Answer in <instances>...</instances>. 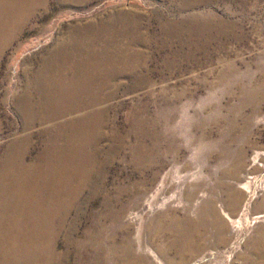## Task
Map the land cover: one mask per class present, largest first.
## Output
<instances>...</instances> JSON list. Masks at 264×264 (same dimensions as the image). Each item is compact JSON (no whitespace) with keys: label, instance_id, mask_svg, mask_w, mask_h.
<instances>
[{"label":"rangeland","instance_id":"rangeland-1","mask_svg":"<svg viewBox=\"0 0 264 264\" xmlns=\"http://www.w3.org/2000/svg\"><path fill=\"white\" fill-rule=\"evenodd\" d=\"M0 13V264H264V0Z\"/></svg>","mask_w":264,"mask_h":264},{"label":"bare ground","instance_id":"bare-ground-1","mask_svg":"<svg viewBox=\"0 0 264 264\" xmlns=\"http://www.w3.org/2000/svg\"><path fill=\"white\" fill-rule=\"evenodd\" d=\"M31 3H32V2H31ZM30 8H31V7H30ZM35 9H36V8H35ZM4 12H5V11H4ZM36 13H40V12H36ZM46 13H47V12H46ZM46 13H45V14H46ZM27 14H29V13H27ZM27 14H26V15H27ZM40 14H42V13H40ZM0 15H1V13H0ZM29 17H30V16H29ZM38 17H39V16H38ZM32 18H33V17H32ZM32 18H31V19H32ZM28 19H29V18H28ZM29 20H30V19H29ZM4 22H5V21H4ZM1 25H2V24H1ZM1 25H0V26H1ZM12 26H13V25H12ZM3 28H4V27H3ZM3 28H2V29H3ZM7 30H8V29H7ZM7 30H6V31H7ZM0 31H1V30H0ZM1 33H2V32H1ZM1 33H0V34H1ZM5 34H6V33H5ZM10 34H11V33H10ZM1 35H3V34H1ZM3 36H4V35H3ZM68 58H69V57H68ZM66 59H67V58H66ZM68 60H69V59H68ZM74 60H75V59H74ZM75 63H76V62H75ZM58 64H59V63H58ZM64 64H65V63H64ZM72 64H73V63H72ZM75 65H76V64H74V66H75ZM79 65H81V64H79ZM61 66H62V65H61ZM76 66H77V65H76ZM59 67H60V66H59ZM59 67H58V69H59ZM70 67H72V66L70 65L69 68H70ZM77 67H78V66H77ZM46 68H49V67H46ZM61 68H62V67H61ZM61 68H60V69H61ZM74 68H75V67H74ZM79 68H80V67H79ZM42 69H43V68H42ZM50 69H51V68H50ZM64 69H65V67H64ZM39 70H40V68H39ZM44 70H46V69L44 68ZM47 70H48V69H47ZM52 70H53V69H52ZM52 70H51V72H52ZM68 70H69V69H68ZM74 70H76V68H75ZM41 71H42V70H41ZM41 71H40V73L43 72V71H42V72H41ZM49 71H50V70H49ZM71 71H73V70H71ZM38 72H39V71H38ZM47 72H48V71H47ZM66 73H68V71H67ZM66 73H65V74H66ZM73 73H74V72H72V74H73ZM43 74H44V72H43ZM84 74H85V73H84ZM36 75H38V74H36ZM47 75H48V74H47ZM69 75H70V74H69ZM79 75H80V74H79ZM44 76H45V75H44ZM48 76H49V75H48ZM77 76H78V75H77ZM77 76L74 75V77H77ZM70 77H71V76H70ZM72 77H73V75H72ZM78 77H79V76H78ZM86 77H87V75H86ZM37 78H38V77H37ZM49 78H50V77H49ZM67 78H68V77H67ZM90 78H91V76H90ZM36 80H37V79H36ZM43 80H44V78H43ZM47 80H48V79H47ZM62 80H63V79H62ZM62 80H61V81H62ZM73 80H74V79H73ZM37 81H38V80H37ZM37 81H36V82H37ZM67 82H68V81H67ZM86 82H87V81H86ZM92 82H93V81H92ZM92 82H91V83H92ZM37 83H38V82H37ZM93 83H94V82H93ZM42 84H44V83H42ZM73 85H74V84H73ZM80 85H81V84H80ZM82 85H83V84H82ZM84 85H85V84H84ZM84 85H83V86H84ZM38 86H39V85H38ZM90 86H91V85H90ZM26 87H27V86H26ZM39 87H40V86H39ZM81 87H82V86H81ZM30 89H31V88H30ZM33 89H35V88H33ZM38 89H39V88H38ZM25 90H26V89H25ZM31 90H32V89H31ZM51 90H52V89H51ZM22 91H23V90H22ZM36 91H37V90H36ZM38 91H39V90H38ZM38 91H37V92H38ZM51 92H52V91H51ZM20 94H21V93H20ZM42 94H43V93H42ZM21 95H23V94H21ZM26 95H27V94H26ZM52 95H54V94H52ZM63 95H64V94H63ZM39 96H40V95H39ZM41 96H42V95H41ZM43 96H44V95H43ZM47 96H48V95H47ZM31 97H32V96H31ZM56 97H58V94H57ZM35 98H37V97H35ZM33 99H34V98H33ZM61 99H62V98H61ZM29 100H30V99H29ZM39 100H40V99H39ZM54 100H55V99H54ZM33 101H34V100H33ZM48 101H49V100H48ZM56 101H57V100H56ZM66 101H68V100H66ZM54 102H55V101H54ZM58 102H59V101H58ZM60 102H61V100H60ZM77 102H80V101H77ZM45 103H46V102H45ZM47 103H48V102H47ZM72 103H73V102H72ZM81 103H82V102H81ZM41 104H43V103H41ZM56 104H57V103H56ZM61 104H62V102H61ZM30 105H31V104H30ZM16 106H17V105H16ZM49 106H50V105H49ZM49 106H48V107H49ZM70 106H71V104H70ZM73 106H74V105H73ZM91 106H92V104H91ZM44 107H45V106H44ZM54 107H55V106H54ZM24 108H25V107H24ZM32 108H33V107H32ZM45 108H46V107H45ZM72 108H73V107H72ZM93 108H94V107H93ZM93 108H92V109H93ZM56 109H57V108H56ZM56 109H55V110H56ZM77 109H78V108H77ZM85 109H86V108H85ZM88 109H89V108H88ZM43 110H44V109H43ZM78 110H79V109H78ZM31 111H32V110H31ZM57 111H58V110H57ZM79 111H80V110H79ZM85 111H86V110H85ZM41 112H42V111H41ZM48 112H49V111H48ZM80 112H81V111H80ZM87 112H89V111H87ZM87 112H86V114H87ZM20 113H21V112H20ZM44 113H45V111H44ZM73 114H74V113H73ZM87 115H88V114H87ZM94 115H95V114H94ZM63 116H64V115H63ZM67 116H68V115H67ZM83 116H84V115H83ZM90 117H91V116H90ZM44 118H45V117H44ZM46 118H47V117H46ZM50 118H51V117H50ZM67 118H68V117H67ZM52 119H53V118H52ZM31 120H32V119H31ZM34 120H35V119H34ZM36 120H37V119H36ZM60 120H61V119H60ZM58 121H59V120H58ZM44 122H45V120H44ZM59 122H60V121H59ZM59 122H58V123H59ZM65 122H66V121H65ZM92 122H93V121H92ZM21 123H22V122H21ZM42 123H43V122H42ZM42 123H41V124H42ZM45 123H46V122H45ZM45 123H44V124H45ZM61 123H63V122H61ZM23 124H25V123H23ZM30 124L32 125L33 123H30ZM58 125H59V124H58ZM90 126H91V125H90ZM92 127H93V126H92ZM24 128H25V127H24ZM56 128H57V127H56ZM59 128H60V127H59ZM26 129H27V127H26ZM45 129H46V128H45ZM54 129H55V128H54ZM48 130H49V129H48ZM84 130H85V129H84ZM86 130H87V129H86ZM62 131H63V130H62ZM80 131H81V130H80ZM52 132H53V130H52ZM65 132H66V131H65ZM71 132H72V131H71ZM78 132H79V131H78ZM78 132H77V133H78ZM83 132H84V131H83ZM87 132H88V131H87ZM89 132H90V130H89ZM94 132H95V131H94ZM97 132H98V131H96V134H97ZM28 133H29V132H28ZM54 133H55V132H54ZM72 133H73V132H72ZM92 133H93V132H92ZM41 134H42V133H41ZM47 134H48V133H47ZM27 135H28V134H27ZM48 135H49V134H48ZM58 135H59V134H58ZM43 136H45V135H43ZM43 136H42V137H43ZM75 136H77V135H75ZM82 136H83V135H82ZM84 136H86V135H84ZM88 136H89V135H88ZM90 136H91V135H90ZM31 137H33V136H31ZM45 137H46V136H45ZM48 137H49V136H48ZM70 137H71V136H70ZM73 137H74V135H73ZM73 137H72V138H73ZM93 137H95V134H94ZM97 137H98V136H97ZM61 138H63V137H61ZM75 138H76V137H75ZM95 138H96V137H95ZM99 138H100V137H99ZM33 139H34V137H33ZM81 139H82V138H81ZM81 139H80V140H81ZM73 140H74V138H73ZM82 140H83V139H82ZM96 140H97V139H96ZM50 141H51V140H50ZM56 141H57V140H56ZM68 141H70V140L68 139ZM77 141H78V140H77ZM60 142H61V141H60ZM88 142H89V141H88ZM111 142H112V141H111ZM16 143H17V142H16ZM26 143H27V142H26ZM26 143H25V144H26ZM84 143H85V142H84ZM86 143H87V142H86ZM95 143H96V142H95ZM78 144H79V143H78ZM91 144H92V143H91ZM83 145H84V144H83ZM85 145H86V144H85ZM94 145H95V144H94ZM114 145H116V144H114ZM24 146H25V145H24ZM28 146H29V145H28ZM92 146H93V145H92ZM13 147H14V146H13ZM103 147H105V146H103ZM17 148H18V147H17ZM23 148H24V147H23ZM29 148H30V146H29ZM62 148H63V147H62ZM95 148H96V147H95ZM10 149H11V148H10ZM13 149H15V148H13ZM86 149H87V148H86ZM17 150H18V149H17ZM94 150H95V149H94ZM101 150H102V149H101ZM115 150H116V149H115ZM117 150H119V149L117 148ZM12 151H13V150H12ZM29 151H30V150H29ZM29 151H28V152H29ZM96 151H98V150H96ZM96 151H95V152H96ZM119 151H120V150H119ZM17 152H18V151H17ZM67 152H68V151H67ZM82 152H83V151H82ZM82 152H81V153H82ZM89 152H90V151H89ZM95 152H94V153H95ZM15 153H16V152H15ZM53 153H54V152H53ZM260 153H261V152H260ZM70 154H71V153H70ZM88 154H89V153H88ZM116 154H117V153H116ZM119 154H120V153H119ZM121 154H122V153H121ZM121 154H120V155H121ZM258 154H259V153H258ZM71 155H72V154H71ZM73 155H74V154H73ZM84 155H85V154H84ZM100 155H101V154H100ZM255 155H256V154H255ZM26 156H27V155H26ZM26 156H25V157H26ZM78 156H79V155H78ZM87 156H88V155H87ZM89 156H90V155H89ZM114 156H115V155H114ZM257 156H258V155H257ZM8 157H9V156H8ZM259 157H260V161H261V163L264 162V154H263V155H259ZM259 157H258V158H259ZM34 158H35V157H34ZM34 158H33V159H34ZM84 158H85V157H84ZM87 158H88V157H87ZM87 158H86V159H87ZM82 159H83V158H82ZM86 159H85V160H86ZM112 159H113V158H112ZM112 159H110V161H111ZM34 160H35V159H34ZM70 160H71V159H70ZM78 160H79V159H78ZM89 160L93 161L91 158H89ZM96 160H97V159H96ZM100 160H101V159H100ZM102 160H103V159H102ZM251 160H252V159H251ZM25 161H26V160H25ZM83 161H84V159H83ZM255 161H256V160H255ZM20 162H21V161H20ZM38 162H39V161H38ZM77 162H78V161H77ZM95 162H96V161H94V163H95ZM103 162H104V161H103ZM125 162H126V161H125ZM59 163H60V162H59ZM88 163H89V162H88ZM88 163H86V164H88ZM92 163H93V162H91V164H92ZM126 163H127V162H126ZM255 163H256V162H255ZM39 164H40V163H39ZM71 164H73V163H71ZM74 164H75V163H74ZM80 164H81V163H80ZM259 164H260V163H259ZM78 165H79V164H78ZM83 165H84V163H83ZM93 165H95V164H93ZM93 165H92V166H93ZM260 165H261V164H260ZM98 166H99V165H98ZM28 167H29V166H28ZM84 167H85V166H84ZM48 168H49V167H48ZM86 168H87V167H86ZM88 168H89V167H88ZM90 168H91V167H90ZM257 168H258V167H257ZM262 168H263V167H262ZM241 169H242V168H241ZM251 169H252V168H251ZM77 170H79L78 167H77ZM83 170H85V169H83ZM243 170H244V169H243ZM66 171H67V170H66ZM89 171H90V170H89ZM89 171H88V172H89ZM94 171H95V169H94ZM98 171H99V169H98ZM101 171H102V170H101ZM101 171H100V172H101ZM250 171H251V170H250ZM258 171H259V169H258ZM75 172H76V171H75ZM95 172H96V171H95ZM244 172H245V171H244ZM68 173H69V172H68ZM77 173H78V172H77ZM83 173H84V172H83ZM27 174H28V173H27ZM75 174H76V173H75ZM86 174H87V173H86ZM93 175H95V174H93ZM166 175H167V174H166ZM258 175H259V174H258ZM17 176H18V175H17ZM100 176H101V175H100ZM133 176H134V175H133ZM168 176H169V175H168ZM74 177H76V176L74 175ZM79 177H81V176H79ZM130 177H132V176H130ZM250 177H251V176H250ZM19 178H20V177H19ZM88 178H89V177H88ZM132 178H133V177H132ZM163 178H164V177H163ZM165 178H166V177H165ZM169 178H170V176H169ZM169 178H168V179H169ZM253 178H254V176H253ZM263 178H264V177H263ZM34 179H37V178H34ZM62 179H63V178H62ZM74 179H75V178H74ZM85 179H86V178H85ZM250 179H252V178H250ZM68 180H70V179H68ZM88 180H89V179H88ZM255 180H256V177H255ZM255 180H254V181H255ZM262 180H263V179H262ZM72 181H73V180H72ZM251 181H252V180H251ZM258 181H259V180H258ZM68 182H69V181H68ZM87 182H89V181H87ZM103 182H104V181H103ZM103 182H102V183H103ZM165 182H166V181H164V183H165ZM255 182L258 183L257 181H255ZM261 182H264V181H261ZM5 183H6V182H5ZM75 183H76V182H75ZM36 184H38V183H36ZM65 184H66V183H65ZM72 184H73V183H72ZM24 185H25V184H24ZM93 185H94V184H93ZM161 185H162V184H161ZM165 185H166V184H165ZM162 186H163V185H162ZM254 186H255V185H254ZM257 186H260V185H256V189L258 188ZM3 187H4V186H3ZM38 187H39V186H38ZM165 187H166V186H165ZM261 187H262V186H260V188H261ZM163 188H164V186H163ZM248 188H249V187H248ZM27 189H28V188H27ZM68 189H69V188H68ZM83 189H84V188H83ZM64 190H65V188H64ZM73 190H74V189H73ZM162 190H163V189H162ZM249 190H250V192H247V193L244 195V197H243V202L245 203V204H244V207H245V208L250 207L249 205L252 204L251 202L253 201V199H254V197H255V193L252 192L251 189H249ZM259 190H260V189H259ZM52 191H54V190H52ZM254 191H255V189H254ZM43 192H44V191H43ZM43 192H42V193H43ZM119 192H121V191H119ZM42 193H41V194H42ZM51 193H52V192H51ZM156 193H157V192H156ZM52 194H53V193H52ZM120 194H121V193H120ZM157 194H159V193H157ZM157 194H156V196H154V197H157ZM160 194H162V193H160ZM63 195H65V194H63ZM69 195H70V194H69ZM240 195H241V194H240ZM15 196H16V195H15ZM70 196H71V195H70ZM159 196H160V195H159ZM41 197H42V195H41ZM59 197H60V196H59ZM154 197H153V198H154ZM240 197H241V196H240ZM62 198H63V197H62ZM62 198H61V199H62ZM155 199H156V198H155ZM257 199H258V198H257ZM20 200H21V199H20ZM153 200H154V199H153ZM59 202H60V201H59ZM152 203H153V202H152ZM254 203H256V202H254ZM64 204H65V203H64ZM32 206H33V205H32ZM49 206H50V205H49ZM50 207H51V206H50ZM237 207H238V206H237ZM57 208H58V207H57ZM250 208H251V207H250ZM64 209H65V208H64ZM17 210H18V209H17ZM59 210L62 211V209H59ZM247 211H248V209H247ZM237 213H238V212H237ZM43 215H44V214H43ZM56 215H57V214H56ZM54 217H55V216H54ZM31 218H32V217H31ZM56 218H57V217H56ZM234 218H235V217H234ZM241 218H242V217H241ZM241 218H240V219H241ZM41 219H42V218H41ZM142 220H143V219H142ZM254 220H255V221H258V222H260V221L264 222V215H257L256 217L254 216ZM27 222H28V221H27ZM32 222H34V221H32ZM43 222H44V221H43ZM235 222H236V220H235ZM252 222H253V221H252ZM53 223H54V222H53ZM143 223H144V222H143ZM245 223H246V222H245ZM245 223H244V224H245ZM236 224H237V226H238L237 228L239 229V228L241 227V224H243V223H242V222H241V223L239 222V223H236ZM256 224H257V223H256ZM48 225H49V224H48ZM141 225H143V224H141ZM245 225H246V224H245ZM234 226H235V225H234ZM248 226H249V225H248ZM17 227H18V226H17ZM35 229H36V228H35ZM240 229H242V230L244 231V227H243V228H240ZM246 229H247V228H246ZM239 231H240V230H239ZM20 232H21V231H20ZM140 232H141V230H140ZM17 233H18V232H17ZM38 233H40V232H38ZM141 233H142V232H141ZM239 233H240V232H239ZM241 233H242V232H241ZM244 233H245V232H244ZM242 234H243V233H242ZM245 234H246V233H245ZM139 235H140V234H139ZM139 235H138V237H139ZM235 235H236V234H235ZM140 237H141V236H140ZM140 237H139V239H140ZM142 238H143V237H142ZM141 241H142V240H141ZM141 241L139 240V242H141ZM4 243H5V242H4ZM139 244H140V243H139ZM13 245H14V244H13ZM17 249H18V248H17ZM236 250H237V249H235V251H236ZM150 251H151V250H150ZM153 252H154V251H153ZM5 253H6V252H5ZM234 253H235V252H234ZM9 254H11V253H9ZM31 256H32V255H31ZM233 256H234V255H233ZM154 257H155V256H154ZM206 257H207V256H206ZM206 257H205V258H206ZM202 260H203V259H202ZM160 261H161V260H160ZM19 263H20V262H19ZM195 263H197V261H196ZM193 264H194V263H193Z\"/></svg>","mask_w":264,"mask_h":264}]
</instances>
